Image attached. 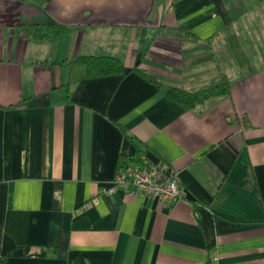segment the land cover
Segmentation results:
<instances>
[{
    "label": "crops",
    "instance_id": "1",
    "mask_svg": "<svg viewBox=\"0 0 264 264\" xmlns=\"http://www.w3.org/2000/svg\"><path fill=\"white\" fill-rule=\"evenodd\" d=\"M257 6L0 0V261L264 264V59L240 55L234 68L229 49ZM50 23L71 28L25 30ZM77 54L113 55L125 72L84 78L80 63L50 62ZM223 75L230 93L193 109L168 92ZM134 143L177 171L185 197L106 193L125 162L134 167Z\"/></svg>",
    "mask_w": 264,
    "mask_h": 264
},
{
    "label": "trees",
    "instance_id": "2",
    "mask_svg": "<svg viewBox=\"0 0 264 264\" xmlns=\"http://www.w3.org/2000/svg\"><path fill=\"white\" fill-rule=\"evenodd\" d=\"M70 28L71 26L69 25L56 23L44 24L40 26H35V24L25 26L26 32H29L30 34L37 37H50L58 33L65 32ZM50 62L59 64L66 63L70 66L75 63H80V65H83L84 72L82 77L84 78L104 77L111 75L118 76L122 75L125 72L122 61L119 58L109 54H77L66 62ZM131 70L136 72L146 80H149L156 84H160V82L158 80H155V78L150 73L140 69L138 66L132 67ZM230 85V81L226 78L225 75H223L217 82L195 90L187 89L181 86L169 85L168 92L172 96V98L184 108L193 109L197 105L204 103L211 97L229 94ZM67 96H70V94L68 93ZM132 136L129 137L132 138ZM134 144L135 151L132 153V155L128 156L129 160H134L136 162L134 166L149 164L150 162H152L147 154L148 148L146 146L141 147L136 143ZM158 161L163 160L159 159ZM124 165H126V167H120L117 171L130 170L131 168H133L127 167L128 162H125ZM0 264H5V260H1Z\"/></svg>",
    "mask_w": 264,
    "mask_h": 264
},
{
    "label": "built area",
    "instance_id": "3",
    "mask_svg": "<svg viewBox=\"0 0 264 264\" xmlns=\"http://www.w3.org/2000/svg\"><path fill=\"white\" fill-rule=\"evenodd\" d=\"M151 161L130 170L117 171L112 176L106 193L121 187L131 196L148 195L168 204L185 197L186 190L180 184L177 171L167 162Z\"/></svg>",
    "mask_w": 264,
    "mask_h": 264
},
{
    "label": "rangeland",
    "instance_id": "4",
    "mask_svg": "<svg viewBox=\"0 0 264 264\" xmlns=\"http://www.w3.org/2000/svg\"><path fill=\"white\" fill-rule=\"evenodd\" d=\"M259 1V6L254 8H248L246 15V18L248 19L247 27L245 31H242L246 39H244L242 42H239L241 44L238 46L239 49L236 51L235 48L229 47L230 51L233 54V59L231 65L236 68V63L238 64V58L241 55V57H252L253 53L256 55V53H259V55H262L264 59V0H257ZM251 16L259 17V24H257V20H252ZM245 27L246 23L242 21L240 23L239 27ZM258 36V38L256 37ZM232 71L234 69H231ZM75 74H77V71H74ZM226 74L227 77L233 76V73L228 72V66H226Z\"/></svg>",
    "mask_w": 264,
    "mask_h": 264
}]
</instances>
